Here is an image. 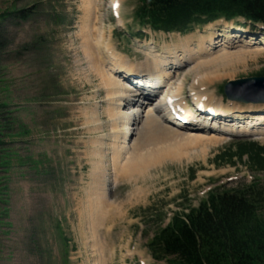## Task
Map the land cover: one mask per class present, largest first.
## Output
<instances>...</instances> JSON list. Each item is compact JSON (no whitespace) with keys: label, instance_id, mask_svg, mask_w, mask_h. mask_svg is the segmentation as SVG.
I'll list each match as a JSON object with an SVG mask.
<instances>
[{"label":"rangeland","instance_id":"obj_1","mask_svg":"<svg viewBox=\"0 0 264 264\" xmlns=\"http://www.w3.org/2000/svg\"><path fill=\"white\" fill-rule=\"evenodd\" d=\"M113 1H97L93 34L102 33L104 44L100 50L92 48V62L83 51L82 0H0V15L30 11L25 19L16 13L0 21V104L6 105L0 109L6 144L0 153H9L0 155V264H165L155 261L147 247L158 217H164L166 225L174 214L198 207L215 188L249 183L254 177L264 180V173L251 171L247 158L236 165L216 162L237 140L264 145V135L246 133L225 135L218 145L187 139L180 142L176 159L115 179L109 102L95 69L107 61L106 50L110 47L137 71L133 68L151 63L147 53L153 49L172 58L175 51L182 53L187 41L196 54L219 35L263 46L264 27L219 20L187 33L155 32L135 19L139 0H122L119 15ZM230 25L233 31L224 33ZM233 59H227L230 65L224 70L214 68V76L221 77L207 88L199 89L196 75L187 74L194 63L172 68L179 78L187 74L182 100L199 89L208 99L223 101L226 109L249 112L245 119L264 114V105L230 102L223 94L227 82L264 72V50L245 54L241 62ZM163 95L166 88L152 95L150 104ZM152 139L146 140L148 152L166 147ZM94 185L98 197H106L105 214L95 221L100 250L88 216Z\"/></svg>","mask_w":264,"mask_h":264},{"label":"bare ground","instance_id":"obj_2","mask_svg":"<svg viewBox=\"0 0 264 264\" xmlns=\"http://www.w3.org/2000/svg\"><path fill=\"white\" fill-rule=\"evenodd\" d=\"M82 1L85 14L80 27L81 33L84 34L83 51L87 58L93 62L94 52L92 48L100 50L104 44L102 33H99L96 37L93 34L96 31L95 22L98 20L96 16L98 0ZM121 4L122 0H114L112 3L117 15H119ZM225 28L224 33L229 32L227 31L228 29L233 31L231 25ZM220 37V35L211 37L205 49L201 47L197 54L193 53V50L189 48V41H187L186 45H183L182 53L178 54L175 51L172 58L161 57L157 53L158 51L153 49L147 53L151 63L134 67L133 69L137 71H133L132 67H128L124 63L125 61L121 60L122 56H119L110 47V49L106 50L107 61L103 65L95 67V69H97L104 89L107 91L109 121L114 139L112 144L114 148L112 170L115 179L118 176L141 174L160 160L176 159L181 145L180 142L187 139H192L193 142L200 141L218 145L223 141L224 133L264 135V114L260 113L257 117H250L251 119L256 118V120L245 119L249 116V112L245 114L244 112H239L238 109H226L223 106V101H216L214 96H209L210 99H208L206 94L199 90L202 86L207 88L219 81L221 75L216 73V76H214V68L224 70L229 67V61L226 62L227 59L232 60L235 57H239L238 60L241 62V58L245 54L257 55L264 50V45H255L252 40L240 44L235 40L220 39ZM231 49L236 50V52L229 53ZM95 62L94 65H96ZM191 63H194V65L187 74L196 75L194 79L195 85L199 86L196 93H192V102L201 104L202 101L205 111L213 109L214 114L224 118L209 117L205 112L201 111L195 114L189 110L190 106H186L187 102L182 100V91L187 74L179 78L177 71H173L172 68L178 70ZM127 78L132 80L130 84L126 82L130 81ZM162 88H166V95H163L157 103L150 104L152 95L158 94ZM147 89H149L148 94L144 91ZM171 102H176L178 106L182 107L184 113L181 114L180 110V116L183 117V120H186V125L192 124L190 128L183 130L177 128L172 122L174 121L172 119L173 116L168 111L163 117V106L165 104L171 111H174L170 108ZM232 106H235V104ZM130 121H134L133 125L129 124ZM216 129H222L223 133H218ZM135 134H138V139H132ZM148 137H153L152 141L164 144L166 147L148 152L146 150ZM96 176L95 185L100 179L98 173ZM95 185L91 187V199L94 206L91 207L89 205L88 216H90L93 226L94 245L97 250H100L95 221L100 220L101 215L105 214L103 213L105 207L103 208L102 206L104 205L102 200L106 197L103 194H99L98 197ZM113 210L114 208H112L110 214L111 218L116 216L114 214L115 210ZM108 217L101 219L102 225V221L105 220L107 222Z\"/></svg>","mask_w":264,"mask_h":264},{"label":"trees","instance_id":"obj_3","mask_svg":"<svg viewBox=\"0 0 264 264\" xmlns=\"http://www.w3.org/2000/svg\"><path fill=\"white\" fill-rule=\"evenodd\" d=\"M139 1L136 20L154 31L187 33L209 22L240 18L264 25V0H152L150 4L147 0ZM29 12H4L0 21L16 13L25 19ZM259 75L264 76V72ZM4 107L0 104V109ZM2 130L0 126V147L6 145L1 139ZM245 158L251 171L264 173V145L253 141L237 140L216 156V162L236 165ZM4 162L8 164V160ZM164 221V217H158L154 235L147 244L157 262L264 264V180L258 177L249 183L215 188L198 207L174 214L166 225Z\"/></svg>","mask_w":264,"mask_h":264},{"label":"water","instance_id":"obj_4","mask_svg":"<svg viewBox=\"0 0 264 264\" xmlns=\"http://www.w3.org/2000/svg\"><path fill=\"white\" fill-rule=\"evenodd\" d=\"M224 95L232 102L264 105V76L229 81L224 86Z\"/></svg>","mask_w":264,"mask_h":264}]
</instances>
